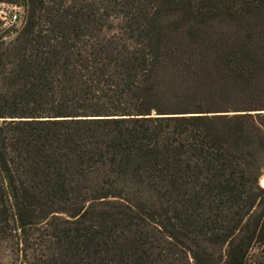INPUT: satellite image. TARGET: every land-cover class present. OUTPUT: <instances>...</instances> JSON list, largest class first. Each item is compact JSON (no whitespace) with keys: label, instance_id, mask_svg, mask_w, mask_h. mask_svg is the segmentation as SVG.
Segmentation results:
<instances>
[{"label":"trees","instance_id":"obj_1","mask_svg":"<svg viewBox=\"0 0 264 264\" xmlns=\"http://www.w3.org/2000/svg\"><path fill=\"white\" fill-rule=\"evenodd\" d=\"M0 3V264H264V0Z\"/></svg>","mask_w":264,"mask_h":264},{"label":"built area","instance_id":"obj_2","mask_svg":"<svg viewBox=\"0 0 264 264\" xmlns=\"http://www.w3.org/2000/svg\"><path fill=\"white\" fill-rule=\"evenodd\" d=\"M14 7V12L13 14L10 16V18L8 20L5 21V28L3 29L4 31L5 30H8V29H11L13 27H21L23 25H18L19 23H21L23 21V17H22V11H23V7H20V6H16V5H13ZM24 23V21H23Z\"/></svg>","mask_w":264,"mask_h":264},{"label":"rangeland","instance_id":"obj_3","mask_svg":"<svg viewBox=\"0 0 264 264\" xmlns=\"http://www.w3.org/2000/svg\"><path fill=\"white\" fill-rule=\"evenodd\" d=\"M14 6L11 4H6V3H0V31H4L3 29L5 28V21L10 18V16L14 12ZM24 13V9L22 11ZM22 13V17H23ZM25 19H23L24 21ZM23 21L19 23L18 25H23ZM264 176V175H263Z\"/></svg>","mask_w":264,"mask_h":264},{"label":"water","instance_id":"obj_4","mask_svg":"<svg viewBox=\"0 0 264 264\" xmlns=\"http://www.w3.org/2000/svg\"><path fill=\"white\" fill-rule=\"evenodd\" d=\"M260 184H261L262 186H264V176L261 177V179H260Z\"/></svg>","mask_w":264,"mask_h":264}]
</instances>
